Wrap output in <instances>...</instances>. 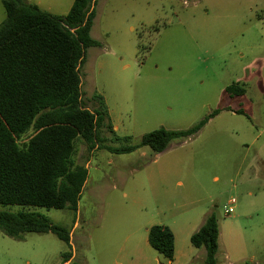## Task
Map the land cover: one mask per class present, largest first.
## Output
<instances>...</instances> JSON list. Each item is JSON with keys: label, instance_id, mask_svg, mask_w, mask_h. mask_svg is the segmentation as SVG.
I'll list each match as a JSON object with an SVG mask.
<instances>
[{"label": "rangeland", "instance_id": "rangeland-1", "mask_svg": "<svg viewBox=\"0 0 264 264\" xmlns=\"http://www.w3.org/2000/svg\"><path fill=\"white\" fill-rule=\"evenodd\" d=\"M25 1L65 18L75 0ZM94 9L101 46L85 50L80 76L84 105L103 116L102 141L93 152L76 142L73 160L88 169L78 211L0 205L67 229L70 246L52 233L17 240L0 230V264H170L149 245L155 225L174 232L173 264H205L190 239L212 214L216 264H264V0H98ZM232 86L245 94L226 93ZM216 110L162 153L110 151Z\"/></svg>", "mask_w": 264, "mask_h": 264}, {"label": "trees", "instance_id": "trees-1", "mask_svg": "<svg viewBox=\"0 0 264 264\" xmlns=\"http://www.w3.org/2000/svg\"><path fill=\"white\" fill-rule=\"evenodd\" d=\"M97 2L75 0L61 18L25 0H2L6 19L0 25V205L78 211L88 169L73 160L76 142L81 139L93 152L102 141L103 116L84 105L80 76L85 50L101 46L92 37ZM226 93L241 97L245 90L232 86ZM220 112L187 130L161 128L144 135L140 145L110 151L125 154L146 147L162 153L171 143L198 134ZM0 230L17 240L29 233H52L71 243L70 231L36 213L0 211ZM190 241L206 250L205 264H216L219 225L214 214ZM148 242L168 261L174 260L175 236L169 227H151ZM65 256L69 260L72 254Z\"/></svg>", "mask_w": 264, "mask_h": 264}, {"label": "built area", "instance_id": "built-area-1", "mask_svg": "<svg viewBox=\"0 0 264 264\" xmlns=\"http://www.w3.org/2000/svg\"><path fill=\"white\" fill-rule=\"evenodd\" d=\"M236 204V200L235 199H231V201L229 202V207H227L225 209V214L226 215H233L234 214V205Z\"/></svg>", "mask_w": 264, "mask_h": 264}, {"label": "crops", "instance_id": "crops-1", "mask_svg": "<svg viewBox=\"0 0 264 264\" xmlns=\"http://www.w3.org/2000/svg\"><path fill=\"white\" fill-rule=\"evenodd\" d=\"M174 233V232H173ZM175 236V235H174ZM175 248H176V251H175V256H174V260L173 261H169L170 264H173L174 261L176 260V257H177V254H178V250H177V239L175 237Z\"/></svg>", "mask_w": 264, "mask_h": 264}]
</instances>
